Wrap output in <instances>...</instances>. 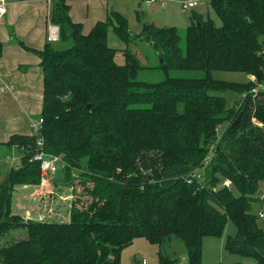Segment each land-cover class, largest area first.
<instances>
[{
  "label": "trees",
  "instance_id": "16d2710c",
  "mask_svg": "<svg viewBox=\"0 0 264 264\" xmlns=\"http://www.w3.org/2000/svg\"><path fill=\"white\" fill-rule=\"evenodd\" d=\"M210 4L222 25L193 12L185 55L177 30L148 26L161 68L202 71L199 80L139 81L135 56L127 49L119 65L118 51L109 46L111 31L130 42L128 20L112 12L84 35L63 0L54 1L50 13L58 43L37 50L18 42L40 59L43 126L40 136L13 135L6 144L23 157L0 182V264H121L122 252L137 239L159 247V264H181L184 254L187 264H202L204 240L220 238L228 223L236 235L227 239V251L264 264V229L254 213L256 205L264 209V90L253 94L264 86V0ZM214 73L248 80L220 81ZM227 93L239 96L231 107L216 96ZM224 124L229 127L218 140ZM40 137L43 150L66 164L69 185L86 186L68 221L28 224L12 212L15 191L41 183L40 164L31 162ZM199 170L201 180L186 179ZM19 231L23 239L1 244Z\"/></svg>",
  "mask_w": 264,
  "mask_h": 264
},
{
  "label": "rangeland",
  "instance_id": "374dc122",
  "mask_svg": "<svg viewBox=\"0 0 264 264\" xmlns=\"http://www.w3.org/2000/svg\"><path fill=\"white\" fill-rule=\"evenodd\" d=\"M146 0H117L113 3L112 7H116L114 11L120 12L128 20V30L131 36L129 43H124L111 31L109 34V46L118 51L116 56V63L119 65L125 64L123 52L127 49L135 56L140 64L142 70L138 76L139 81L146 83H161L167 78L183 79V80H199L205 77L202 71H187V70H173L166 73L161 67L158 53L154 46L144 39L145 26L155 25L159 29H175L178 31L180 37V48L183 55L186 54L187 48V29L190 25V17L193 12L202 14L206 18L214 21L216 26L222 25L221 20L213 11L210 0H161L165 1L162 6L161 2H157L147 6ZM199 2L198 6L193 9L185 10L182 2ZM117 12V13H118ZM136 12L140 13L141 22L137 20ZM140 36V39L135 37ZM59 49L64 47L60 46ZM216 80L231 82V83H244L248 80L247 76L238 73H214ZM258 88V87H257ZM256 88V89H257ZM226 98L231 107L235 101L239 100L236 94H220ZM18 108H13V114L20 118L15 112ZM5 113V112H4ZM39 114L31 118L36 123L39 120ZM7 125V124H6ZM5 125V126H6ZM3 127V126H2ZM229 124L221 126L217 132L218 138H222L227 131ZM22 153L18 149L9 150L7 147L0 146V182L3 181L12 167L20 165ZM14 160V165L9 161ZM73 180L79 179V173H73ZM72 180V181H73ZM71 181V182H72ZM66 181V174L62 167L59 168L58 173L50 180V185L56 191L54 195L48 194L42 197V201L33 199L30 195L35 189L21 190L18 189L14 193L13 199V214L23 217L27 214L33 219H38L40 214L46 219H57L59 221H68L73 212V205L76 204L80 198L86 197L87 193L81 182L70 184ZM72 185V186H71ZM72 196L71 201H64L59 198V195L65 193L68 198V192ZM264 193V182L260 184V194ZM42 203V204H41ZM80 205H77V207ZM264 213V209L256 205L254 213ZM50 214V215H49ZM259 226L264 229V219H260ZM236 235V229L232 223H228L223 235L220 238L207 237L203 243V256L202 264H257L253 259L243 258L233 255L226 249V242L229 237ZM24 238L22 231L10 234L8 238L4 239L1 244H6L12 241H19ZM179 254H183V247L180 243H176ZM174 253V251H172ZM159 247L150 244L146 239H137L131 246L122 252L121 264H159ZM181 264H187V256L184 254Z\"/></svg>",
  "mask_w": 264,
  "mask_h": 264
},
{
  "label": "crops",
  "instance_id": "0c3cea01",
  "mask_svg": "<svg viewBox=\"0 0 264 264\" xmlns=\"http://www.w3.org/2000/svg\"><path fill=\"white\" fill-rule=\"evenodd\" d=\"M54 1L7 0L8 13L0 21V41L3 44L0 58V146L6 147L13 135L32 136L34 121L31 118L41 116L43 75L40 59L20 47L18 42L37 50L43 49L48 42L49 29L54 26L50 23ZM63 1L71 8L72 21L82 25L84 35H88L97 23L106 21L110 13L118 12L112 7L114 0ZM13 108L19 109L15 112L20 118L13 114ZM18 189L30 190L27 187ZM39 219L31 218L33 221Z\"/></svg>",
  "mask_w": 264,
  "mask_h": 264
},
{
  "label": "built area",
  "instance_id": "2783aa9c",
  "mask_svg": "<svg viewBox=\"0 0 264 264\" xmlns=\"http://www.w3.org/2000/svg\"><path fill=\"white\" fill-rule=\"evenodd\" d=\"M159 1L161 2L162 6L165 5V3H164L165 1H161V0H146L145 4L147 6H150L151 4L157 3ZM48 2H51V0H48ZM198 3L199 2H197V1L188 2V3L184 1V2H182V5H183L185 10H189V9L196 8L198 6ZM7 13H8L7 0H0V21H2L6 17ZM59 40H60L59 28L57 26H51L49 29L48 42L58 43ZM251 80L254 81L253 78H251ZM1 90H2V88L0 87V91ZM261 90H264V86H259V88H257L256 90L253 91V94H258V92ZM244 98H245V96H244ZM42 126H43V120L42 119H39L38 122L31 124V129H32L34 136H40L41 135ZM220 139L221 138H218V140H220ZM37 146H38L37 153L33 156V159L31 160V162H37L40 164L41 183L39 186L27 187V188L35 189V191L31 194L30 197H32L34 200L37 199V201L41 202L42 197H46L48 194H51V193H53V191H56V189H53V187L50 185V180L52 179V177H54L58 173L59 168L62 167L64 169L66 164L63 162L61 157L51 156L43 150L44 140L42 137H40L38 139ZM215 148H216V145L212 146V148L210 149L208 156L204 162V165H208L209 162L212 160L214 153H215ZM9 162L13 164L14 160H11ZM201 173H202V170H199V171L189 175L186 179L189 182H193L195 179L201 180L202 179ZM230 186H231V184L228 181H225L223 184V187L230 188ZM69 194H70V191L68 192V198H67L66 197L67 195H65V193H62L61 195H59V198L61 200H64V201H67V200L71 201L73 198ZM51 195H54V193ZM261 199L264 200V193L262 194ZM42 214H40L39 221L46 219L44 216H42ZM30 217L31 216L28 214V216L26 217L27 220H31ZM259 217L261 219H264V213L261 212L259 214ZM50 219H53V217H50ZM143 264H146V262L144 261Z\"/></svg>",
  "mask_w": 264,
  "mask_h": 264
},
{
  "label": "water",
  "instance_id": "95a60500",
  "mask_svg": "<svg viewBox=\"0 0 264 264\" xmlns=\"http://www.w3.org/2000/svg\"><path fill=\"white\" fill-rule=\"evenodd\" d=\"M143 33H144V39L148 43H150V44H152L154 46V49L158 53V57H159L160 63L163 64V59H162V56H161V50L155 43H153L152 36L150 34V29H149L148 26H145ZM140 38H141L140 36L135 37V39H140ZM229 169H230L231 172H234V168H233L232 164H229ZM31 223H34V221L33 220H28V224H31Z\"/></svg>",
  "mask_w": 264,
  "mask_h": 264
}]
</instances>
